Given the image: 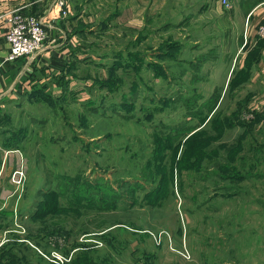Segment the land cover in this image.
<instances>
[{
	"label": "rangeland",
	"instance_id": "1",
	"mask_svg": "<svg viewBox=\"0 0 264 264\" xmlns=\"http://www.w3.org/2000/svg\"><path fill=\"white\" fill-rule=\"evenodd\" d=\"M129 1L65 0L66 15L51 23L62 38L46 29L51 44L70 43L75 64L65 72L72 73V92L62 90L57 82L65 77L57 75L50 89L56 94H42L50 99L9 102L0 112L7 126L0 129V142L7 144L0 150L24 142L26 172L21 205L10 182V216L0 218V264H149L142 254H158L152 264H264L260 181L229 178L264 156V148L247 147L243 126L217 133L208 113L214 101L198 96L212 87L211 51L229 47L223 38L228 22L217 12L233 11L236 0H227L229 6L220 0L225 9L217 0H134L139 30L122 21L130 19L121 9ZM41 2L44 10L54 5ZM166 40L184 48L171 49L177 58L153 54L163 68L131 58L161 49ZM200 52L210 57L198 84ZM245 105L223 98L214 112L234 111V122H251L261 105L253 99L244 113ZM241 138V151L230 146ZM255 165L246 171L253 173Z\"/></svg>",
	"mask_w": 264,
	"mask_h": 264
},
{
	"label": "crops",
	"instance_id": "2",
	"mask_svg": "<svg viewBox=\"0 0 264 264\" xmlns=\"http://www.w3.org/2000/svg\"><path fill=\"white\" fill-rule=\"evenodd\" d=\"M231 1L232 0H229L230 3ZM249 1L250 5L247 8H243L240 5L241 3ZM127 2L128 1H125V3ZM129 2L131 4L130 6H125L124 2H122L123 6L121 9L125 14H130V19H122V21L130 25L131 27L129 28L139 30L136 26L139 18V9H137L138 5H135L134 0H130ZM216 2L218 4L220 3L219 5L223 7L220 0H217ZM234 2H236L237 7L235 5L233 11L231 10L224 14H222L223 10L217 12L218 16L221 15V18L228 22V26L223 30V33L225 34L223 38L226 39V42L229 44L228 49L225 51L224 48L223 50L218 48L215 52L212 50L211 57L209 56L210 52H200L198 54V58L204 59L198 63V75L200 74L198 84L204 79L205 75L203 73V68L209 57V63L210 66H212L209 76V82L212 83V87L206 91H199L200 94L198 93V96L200 98H206V100L214 101L210 106V112L208 111L209 114H213L214 111L217 110L220 105V100L227 98L228 100H233V105H235V107H237L239 103L242 104L243 102V105L247 103V106L245 105L243 108L244 113L246 111H251L248 102L253 99H258L261 107L255 110V113L264 115V38L259 37L257 34V26L264 20V0H236ZM42 5L43 2H41V0H0V59L3 58L8 51V45L4 39L7 30L5 18L11 10L21 11L28 16L38 17L46 15L48 19L47 27L50 26V30L54 35L62 38V36L60 37V29L57 26L52 28V24L57 22L56 16L58 11L53 5H50L48 9L44 10L42 9ZM122 11L120 16L122 15ZM231 19L235 22L233 26H231V23L229 22ZM218 22L219 20H217V23ZM138 30L133 31L138 33ZM54 40V38L49 39L48 36V39L46 40L48 42H46L42 50H40L33 58H19L15 61L4 63L0 68V112H3V107L6 109L8 108L7 105L9 102L14 105H16L15 103L21 105L20 102L22 100L42 98L43 95L42 93H39L40 91H38L37 88H41L43 85H49L48 88H45V91L48 90V92H54L52 94H56V89L50 90L51 85L56 83L53 78L63 73L65 68H68L69 65L75 61L73 60L75 58L69 47L70 43L66 41L65 38L59 45L51 44ZM198 49L199 51H203L200 50V46H198ZM142 53L143 52H141V56L133 58L138 62L141 58H144V61L146 62L155 60L152 59V57H154V51L145 49V53H143V55ZM71 75L72 73L68 74L66 77V80H70V83L72 81L70 79ZM257 85V90H254V87ZM198 87H200L201 90L207 89L202 85H198ZM57 90L59 89L57 88ZM20 113L19 110L18 114ZM225 114L230 115L237 113L230 111V113ZM237 115L239 116V114ZM1 125L3 124H0V129H2V127L3 129L7 128L6 125ZM238 126L239 125H234L227 129H234ZM254 130L259 132L258 140L253 134L255 137L254 139H256L257 142H254V140L250 138L249 141H247V147L257 143L260 147L264 148V120L259 121ZM234 141H231V143ZM23 143L24 142H22L21 146L18 148H3L0 150V218L6 217L7 214L10 216L11 208L6 206V204H11L10 196L12 185L9 176L11 174L12 165L14 163L17 165L21 160L20 157L23 156ZM2 145V142H0V146ZM15 150H19L21 155ZM247 158L250 159L251 157ZM249 163H256L252 170L253 173L246 171ZM241 172L245 175V178L259 179L260 182H255V184H258L257 189H255L258 190V195H261L260 197L263 199L262 206H264V156L260 155L258 160L253 162L248 161L247 166H245V171ZM25 187L26 185L20 192L19 196L14 193V200L19 199L20 205L21 200L25 198L23 197ZM249 189L251 190V188ZM245 191L247 190L245 189ZM234 194L235 193L233 192V195ZM233 225L234 222L231 223V227ZM243 225L250 227V222L249 224ZM142 256L145 258L146 262L150 261L149 264H152V259L158 257V254H142ZM142 256L140 255V257ZM157 259L160 260V258ZM128 263L130 262L126 260V264Z\"/></svg>",
	"mask_w": 264,
	"mask_h": 264
},
{
	"label": "built area",
	"instance_id": "3",
	"mask_svg": "<svg viewBox=\"0 0 264 264\" xmlns=\"http://www.w3.org/2000/svg\"><path fill=\"white\" fill-rule=\"evenodd\" d=\"M222 2L229 6L227 0ZM54 8H57L58 14L66 15L68 9L65 0H54ZM7 30L4 36L5 42L8 45L6 55L0 59V68L6 62H12L19 58H33L45 46L48 39L47 29L48 19L46 15L28 16L18 10H11L5 18ZM257 34L264 37V20L257 27ZM19 153V150H15ZM20 154V153H19ZM21 155V154H20ZM9 180L18 190V196L23 190L26 181V172L24 162L20 160L16 168L9 176ZM4 238L0 240L3 243ZM59 259V258H58Z\"/></svg>",
	"mask_w": 264,
	"mask_h": 264
},
{
	"label": "trees",
	"instance_id": "4",
	"mask_svg": "<svg viewBox=\"0 0 264 264\" xmlns=\"http://www.w3.org/2000/svg\"><path fill=\"white\" fill-rule=\"evenodd\" d=\"M141 36H139V38L137 39V40H134L133 41V44H135V41H138V42H140V40H141ZM167 42H165V41H163L161 44H162V47H161V49L160 48H157L155 51H154V56H156V54L158 55V56H162V57H168V58H174L173 56L175 55V54H173L172 52H171V49H176L177 51H182L183 50V48H184V45H183V43H181V42H175V41H168V40H166ZM164 48V49H163ZM158 49H159V51H158ZM133 52V51H132ZM142 55H143V53H142ZM117 56H119V54H117ZM139 56H141V53H137V52H135L134 54H132L131 55V58H133V57H139ZM176 56V55H175ZM176 58H177V56H176ZM178 58H179V56H178ZM116 60H118L119 58H115ZM198 60H199V62L200 61H203L204 59H200V58H198ZM140 61L142 62H145V64L148 66V67H152V68H158V67H161V68H163L164 67V65H163V63L164 62H156V60H154V61H149V62H146V61H144V58H141L140 59ZM178 61H179V59H178ZM176 62V61H175ZM175 62H174V64H175ZM198 61H197V65H198V63H199ZM191 64H194V62H190ZM75 63L73 62V65H74ZM119 64V63H118ZM125 65H127L126 63H125ZM176 65H178V64H176ZM121 65L119 64L118 66H117V69H122L123 67H120ZM172 66V65H171ZM178 66H181V65H178ZM138 69H139V66L137 67V69L135 70V73L138 75L139 73H138ZM109 71L110 72H112L113 71V68L112 67H109ZM67 73L65 72V70L63 71V73H61L60 74V76H58V77H65V80L63 81V83L62 82H57L61 87H62V90L63 91H69V92H72L71 91V89H69V81L68 80H66V77H67ZM165 79L167 78V76H163ZM110 81V79H109V77H107L106 78V82H109ZM62 84H65V88H63V85ZM138 86H139V82L137 81V80H134L133 81V85H132V87H135V94L137 93V88H138ZM38 89V91H40L39 93H42V94H45V87H44V85L43 86H41V88L39 87V88H37ZM45 91V92H44ZM43 97L46 99V100H48V99H50V96H48V95H43ZM240 105V103L238 104V106ZM215 113V112H214ZM211 114V116L213 117V120H212V125H211V127H213V129L217 132V133H219V134H221L225 129H227V128H230V127H233L234 125H239V126H243V128H244V130H243V133L244 134H246V133H249V136H250V138L251 139H253V131H252V126H253V124H258V122L259 121H261V120H264V115H261V114H259V113H256L255 114V118H254V120H252L251 122H243L242 120L241 121H237V122H234V120L235 119H237L238 117V115L237 114H231V115H227V114H225V113H222L221 111H219V112H217V113H215V114ZM206 117H208V115L206 116ZM205 117V118H206ZM201 135V134H200ZM200 135H199V133H198V138H200ZM8 138V140L7 141H10V136H7L6 137V139ZM12 142V141H11ZM254 142H257V141H254ZM242 143H243V139L241 138V139H239V140H235L233 143H231V147H234V145H237L238 146V149H239V151H241L242 149H243V147H242ZM4 145H7V144H5V143H3ZM9 144V143H8ZM257 144V143H256ZM200 153H202V154H204V152H202V150L200 149ZM199 168V167H198ZM226 168H229V167H226ZM242 170H240L239 169V171H236V170H234L233 172H231L230 173V179H244L245 178V175L241 172ZM246 175H248V174H246ZM49 192V191H48ZM51 194L50 195H59L61 192H56V191H51L50 192ZM43 195H47V194H43ZM54 208V207H53ZM43 211V209L41 210V211H36V215H39L41 212ZM106 232V231H105ZM114 242H112V241H107V245H110L111 247L112 246H114V244H113Z\"/></svg>",
	"mask_w": 264,
	"mask_h": 264
}]
</instances>
